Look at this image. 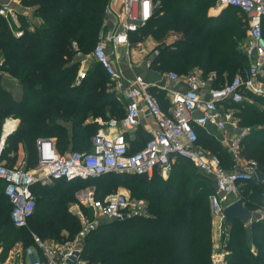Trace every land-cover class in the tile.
Wrapping results in <instances>:
<instances>
[{"label": "trees", "instance_id": "16d2710c", "mask_svg": "<svg viewBox=\"0 0 264 264\" xmlns=\"http://www.w3.org/2000/svg\"><path fill=\"white\" fill-rule=\"evenodd\" d=\"M19 1L31 9L33 16L40 17L41 23L24 11L15 12L18 23L11 14L0 13V140L6 119H20L18 127L5 139L0 160L7 166H21L17 161L22 147L25 168L32 169L38 164L39 138H55L61 154L89 151L100 125L88 118H121L125 109L99 61L95 60L87 76L76 84L81 57L90 54L99 39L108 0ZM154 1L156 6L148 23L131 33H138L140 38L152 35L159 42V53L151 66L174 69L179 74H188L197 67L204 75L215 72L212 85L221 88L249 65L243 48L248 19L237 7L227 6L218 15L210 16L208 9L217 0ZM262 29L264 35V18ZM171 33L177 38L168 43L166 38ZM5 74L18 80L20 96L3 82ZM150 90L167 110L165 93L154 87ZM249 96L253 101L235 103L228 99L225 103L238 109L241 124L260 126L245 137L242 154L254 160L264 174V95ZM194 128L198 146L217 155L225 168H232L231 154L217 134L198 124ZM126 138L133 152L145 144L149 134L126 133ZM141 181H147L146 190L139 187ZM119 185L134 192L141 189L149 202V214L103 220L91 229L80 255L83 264H212L210 196L215 186L208 175L184 157H178L167 179L157 170L152 178L109 172L72 180L36 181L32 189L37 206L23 227L13 223L12 204L0 178V245L6 243V254L19 243L23 250L20 264H25L24 255L30 246L46 262L35 235L43 241L52 238L67 242L82 229L79 217L68 208L75 200L73 192L91 186L96 197L103 198ZM239 192L251 210L264 207V182L245 181ZM229 233L228 264H264L263 221L244 225L236 220Z\"/></svg>", "mask_w": 264, "mask_h": 264}, {"label": "built area", "instance_id": "2783aa9c", "mask_svg": "<svg viewBox=\"0 0 264 264\" xmlns=\"http://www.w3.org/2000/svg\"><path fill=\"white\" fill-rule=\"evenodd\" d=\"M217 2L220 7H237L247 16V37L243 48L249 65L221 88L211 85L217 77L215 72L204 75L198 67L188 74L168 72L170 80L182 79L184 89L169 90L170 106L165 110L151 92L150 85L140 76L133 81L125 80L107 52L108 43H129L130 34L145 26L152 17L156 2L108 0L105 12L114 13L116 29L106 32L103 30L89 55L100 62L114 82V88L123 95L126 100L125 114L121 118L97 119L100 127L92 137L89 151H69L61 154L56 151L51 138H39L38 164L34 170L25 166H7L0 160V178L5 182V194L12 204L11 215L15 226H27L35 211L37 198L32 186L36 181L46 183L61 178L72 180L109 172H131L152 178L157 170L163 175H169L178 157H184L208 175L215 186V191L210 196V208L218 230L216 229L217 233L212 242L211 261L212 264H228L230 230L226 227L223 209L240 197V184L253 179L257 165L254 160H248L242 154L243 141L251 131V126L236 124L234 112L238 109L227 106L225 102L229 99L240 103L248 100L249 94L264 95V0ZM0 13L13 14L14 10L3 4ZM86 76L87 69L80 68L76 84L81 83ZM142 116L151 119L154 125L147 127L149 138L145 144L139 150L130 152L131 145L126 133L138 127ZM7 122L6 120L3 125L0 154L2 144L9 134ZM194 124L205 126L217 134L231 154L234 162L232 168H225L217 155L198 146ZM82 203L90 206L97 215V219L89 220L83 208L78 207L75 212L71 210L79 217L83 232L96 228L101 220L128 219L149 214L147 202L142 199L130 200L129 194L122 191L97 198L93 187L85 190ZM252 213L254 220L264 222L263 206H258ZM34 238L44 250L47 261L43 262L35 247L30 246L25 252L30 257V264L61 263L73 250L77 249L80 253L82 250L74 244L63 245L56 251L38 236L35 235ZM2 251L0 245V264H3ZM79 261L84 263L80 258Z\"/></svg>", "mask_w": 264, "mask_h": 264}, {"label": "crops", "instance_id": "0c3cea01", "mask_svg": "<svg viewBox=\"0 0 264 264\" xmlns=\"http://www.w3.org/2000/svg\"><path fill=\"white\" fill-rule=\"evenodd\" d=\"M0 4H1V6L3 4H6L14 10L13 14H11V13H9V14H11L13 16V18L16 22H17V19H16L15 12L24 11L25 13H28L29 10L31 11V9L24 8L20 4L19 0H0ZM223 8L224 7H220L218 5V2H217V7H210L209 8L208 15L216 16L220 13V11ZM104 21H106L105 27H104V23H103V28H102L101 32H103V30L106 32V31H113L116 29V19H115V15L113 12H110V13L105 12ZM166 41H167V39H166ZM158 43L159 42L152 35H148V36H144V37L140 38L138 33L134 34V35L130 34L129 43H119V44L108 43L107 44V52L111 56L114 65L121 72V74L125 80L133 81L136 77L140 76L145 82H147L150 85V88L154 87V88L161 90L165 93V101H166L167 107H169L170 106V94H169L170 91L169 90L170 89L183 90L184 89V83H183L182 79L181 80H179V79L178 80H170L168 78V72H170V71L160 70V69H157V68L151 66L152 60L159 53V51L156 52L158 50L157 49ZM1 57H2V55H1ZM1 61H2V58H1ZM1 61H0V63H1ZM94 61H95V59L92 58L89 54H87V55L85 54L81 57L82 63H81L80 68L88 69ZM5 79H8V80H5ZM11 80L13 81V83L11 82ZM16 80H17L16 78L11 77L7 74H5L3 76V82L7 86H9L10 89H12V92L15 95L20 96L22 94V88H21L20 84H18L19 90L18 91L16 90V84H17ZM211 85H212V83H211ZM118 93L117 94L120 97L121 101L123 102V107L125 109L126 100L124 99L123 95L119 91H118ZM205 97H207V96H205ZM98 118L104 119L101 115H98L96 117L90 116L88 118V121H95L98 123V121H97ZM6 120L9 122L8 133L13 132L18 127V125L20 123V119L13 117V116L8 117ZM151 125H154V122L151 119L145 118L144 116H142L140 119V124L138 125V127L134 131L128 132V134L131 136H134L135 134L145 135L147 132V127L151 126ZM51 139L55 143L56 151L58 153H60V151L57 148L55 138H51ZM3 146H4V144H3ZM18 154H19V158L17 161V165H19L20 163H22V164L26 163V161L23 160L25 153H24V149L22 147H20ZM162 176L168 177L169 175H167V174L163 175L162 174ZM87 189H91V187H87ZM87 189H85V190H87ZM75 241H77V243H76L77 246H79L81 248L83 247L84 239H82V237L77 235ZM74 244H75V242H74ZM1 247H2V245H1ZM19 248H21L20 245H19ZM60 248H61V246H59L57 249L55 248V250L58 251ZM2 249H3V247H2ZM11 251L12 250L9 249L6 254H5V249L2 251L3 255L4 254L6 255L5 260H2V261L5 262L6 260H8L12 257ZM43 254L46 257L45 260H47V256H46L44 250H43ZM24 258H25V264H26V260L27 259L30 260V257L28 255H24ZM17 259L21 263L20 256H18ZM29 264H30V262H29Z\"/></svg>", "mask_w": 264, "mask_h": 264}, {"label": "rangeland", "instance_id": "374dc122", "mask_svg": "<svg viewBox=\"0 0 264 264\" xmlns=\"http://www.w3.org/2000/svg\"><path fill=\"white\" fill-rule=\"evenodd\" d=\"M211 7H217V1L215 2V4L214 5H212ZM209 10V9H208ZM28 14L30 15V17L31 18H33V20L35 21V22H38V23H41V19H40V17H38V16H33V13H32V11H28ZM238 16V15H237ZM246 37H247V30H246V36H245V39H246ZM176 38H177V36L175 35V33H171V34H169L168 36H167V41L166 42H172V41H174V40H176ZM245 39H244V41H243V47H244V43H245ZM1 55H2V53L0 52V61H1ZM171 71H176V70H174V69H172ZM178 73H180L179 71H177ZM110 79V78H109ZM5 80H8V79H5ZM110 81V86H114V82L110 79L109 80ZM11 82L13 83V81L11 80ZM16 82H17V84H16V90L18 91L19 90V86H18V84H19V82H18V80H16ZM15 83V82H14ZM248 100H251V101H253V98L251 97V96H248ZM256 102V101H255ZM234 121L236 122V124L237 123H239L240 125H241V123H240V121H241V117H240V115L239 114H237L236 112H234ZM243 125V124H242ZM258 127H260V126H258L257 124H254L253 126H251V128L252 129H255V128H258ZM25 164L26 163H24V164H22L21 166H25ZM35 169V167L34 168H32L31 170H34ZM164 179H167L168 177H163ZM66 185H64V184H62L61 185V187H65ZM91 187V186H90ZM139 187H142V191L143 190H146V188H147V181L145 182V181H141L140 182V185H139ZM85 189H87V188H82V192H80V191H74L73 193V195L75 196V200H73V202H70L69 203V206H68V208H69V211H71V210H74V212H75V210H76V208H80L81 206H80V204H81V201L83 200V198H84V195H85ZM119 191H122V192H127L128 194H129V196H130V200H136V199H142V200H144L145 202H147V212L149 213V202H148V199L146 198V197H143L142 196V191H141V189H139V190H137V191H133V190H131V189H129L128 187H125V186H123V185H119L118 187H116V189H115V191L114 192H119ZM72 192V191H71ZM111 193H114L113 191H110ZM139 194V195H138ZM240 195H242L241 193H240ZM97 195H95V197H96ZM44 203H41V206L43 205ZM83 204V203H82ZM82 208V207H81ZM84 211V213H85V216H86V218H88L89 220H95V219H97L96 218V213L90 208V206H86V209H84L83 210ZM72 213H73V211H72ZM100 220V219H99ZM101 221H103V220H101ZM100 221V222H101ZM102 223V222H101ZM249 228V227H248ZM216 229L218 230V227L216 226V224H215V222H214V218H213V216H212V220H211V239H212V242H213V240H214V238H215V233H217L216 232ZM89 232V231H88ZM88 232H83V230L81 229L78 233H77V235H79L80 237H82V239H84L85 240V236H86V234L88 233ZM64 234L65 235H67V232L66 231H64ZM76 235V236H77ZM228 237H229V235H228ZM75 239H76V237L73 239V240H70V241H67V242H59L58 240H55V239H52V238H48V239H45V241L44 242H46L52 249H54L55 250V248L57 249L59 246H71V245H74V242H75V244L77 243V241H75ZM83 242V241H82ZM84 243V242H83ZM83 245V244H82ZM3 246V245H2ZM4 246H5V248H6V243H4ZM4 246H3V248H4ZM83 248V247H82ZM11 254H12V257L10 258V259H8V260H6L5 262L4 261H2V263L3 264H20V261L17 259L18 258V256H19V254L20 253H22L23 252V250L21 249V248H19V243H17L16 242V244L14 245V246H12L11 247ZM82 251V250H81ZM5 260V259H4ZM28 261V262H27ZM29 262H30V260L29 259H27L26 260V264H29Z\"/></svg>", "mask_w": 264, "mask_h": 264}, {"label": "water", "instance_id": "95a60500", "mask_svg": "<svg viewBox=\"0 0 264 264\" xmlns=\"http://www.w3.org/2000/svg\"><path fill=\"white\" fill-rule=\"evenodd\" d=\"M253 180L256 183L264 182V174L258 168L255 170ZM223 214L225 217L226 227L229 230L233 228L236 220H240L244 225H250L254 222V218H252V210L245 204L241 197H238L228 203L223 209ZM80 255V251L75 249L69 253L63 262L52 264H81L79 261Z\"/></svg>", "mask_w": 264, "mask_h": 264}, {"label": "bare ground", "instance_id": "6f19581e", "mask_svg": "<svg viewBox=\"0 0 264 264\" xmlns=\"http://www.w3.org/2000/svg\"><path fill=\"white\" fill-rule=\"evenodd\" d=\"M7 129H8V126H7Z\"/></svg>", "mask_w": 264, "mask_h": 264}]
</instances>
